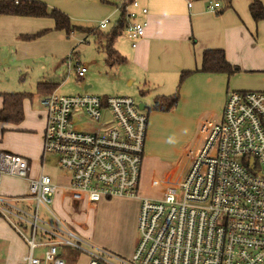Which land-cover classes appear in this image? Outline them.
<instances>
[{
  "label": "built area",
  "instance_id": "1",
  "mask_svg": "<svg viewBox=\"0 0 264 264\" xmlns=\"http://www.w3.org/2000/svg\"><path fill=\"white\" fill-rule=\"evenodd\" d=\"M117 5L123 34L135 47L146 27L136 21L137 0ZM218 7L216 2L210 9ZM74 70L78 78L86 72L80 64ZM40 103L43 156L55 157L69 174L70 199L91 207L113 198L139 200L138 239L125 260L64 226L45 224L39 208L52 204L59 187L43 172L28 178L26 159L0 151V184L5 176L29 182L27 197L19 201L29 202L30 212L0 194V217L28 247L17 264H66L61 247L79 250L87 264H264V92L230 91L221 114L200 122L177 165L151 177L150 186L160 190L154 198L142 193L149 178L143 173L147 115L132 98L52 92ZM81 117L91 122L87 129ZM37 247L43 248L39 257L33 255Z\"/></svg>",
  "mask_w": 264,
  "mask_h": 264
},
{
  "label": "crops",
  "instance_id": "2",
  "mask_svg": "<svg viewBox=\"0 0 264 264\" xmlns=\"http://www.w3.org/2000/svg\"><path fill=\"white\" fill-rule=\"evenodd\" d=\"M35 1L44 3L49 9L61 11L70 18L74 25L82 28H94L97 27L100 21L108 20V25L105 28H98L104 32L108 31L122 15L120 9L116 7L118 0ZM254 1L261 3L264 9V0H231L229 6L225 5L222 0H137L136 21L146 23L143 36L135 42V47H132V41L122 34L120 35L122 40L118 41L117 38L113 46L120 57L124 56V62L133 71L130 78H134L137 85L146 86L152 84L156 85V87H161L162 90H169V87L173 86L177 90L176 85L178 86L180 74L186 71H194L185 78L184 83L181 85L182 87H179L181 94L184 91H189L190 95L195 97L203 93L200 87H204L205 91L211 92L219 98L221 102L220 109H223L227 94L230 91L264 90V19L259 22H255L252 19L249 13V6ZM216 2H218L219 7L210 9V6ZM141 8L147 10L146 14L140 12ZM43 20L47 22H42ZM40 23L41 25H39ZM52 28L54 29V22L50 18L0 15V63L7 62L5 57L10 52L13 44L20 40H25L23 39L24 37L32 36L35 33H44ZM56 32L66 36L63 31ZM78 33L82 34L83 40H85L86 34L79 31ZM89 35L95 39L94 35ZM208 49L222 50L226 61L230 65L237 67L238 72L227 75L225 73L196 71L201 67L203 51ZM75 64L80 63L76 62ZM120 64H122V60ZM39 83L55 84L54 92L58 87V84L45 78ZM132 83L133 80L130 81V84ZM87 87L84 85L83 89L85 90ZM7 93L10 92H0V95ZM142 95L144 94L142 93ZM158 96L154 97V99ZM41 97L43 96L40 95L38 105L35 108L29 102V104L27 103L28 98L23 101V118L18 124L0 122V151L26 159L29 164L28 178H36L40 172L45 174L43 161L46 156H43L42 152L45 112L40 103ZM100 97L107 96L102 95ZM1 107L2 97L0 96ZM138 107L146 113L147 120L149 112H158L151 110L152 106L148 108L143 103H138ZM82 119L84 118L81 117V123H83ZM87 128L88 125L83 129ZM89 129H91V126H89ZM193 134L194 131L191 139ZM52 158H54V163L56 164L55 157ZM161 161V150L156 147L152 139L151 141L148 139L146 132V151L143 162L144 175H152L158 171ZM56 167L58 168L57 165ZM58 170L60 175L54 174L53 178L47 175L59 187V190L55 194L51 205L39 208L40 219L45 224L64 226L75 233L78 227L74 222V218L78 217L79 211L92 210L94 212L98 205L106 204L108 206L110 202L101 200L98 204L91 207L86 203L71 200L67 191L69 174L60 168ZM28 178L3 177L0 184V194L6 198L17 199L18 201L26 198L29 190ZM18 201H15L16 207L23 208L28 212L32 210L29 202L22 203ZM113 204L125 205L123 202ZM0 219V225L4 228L5 233H14L22 241L24 248V250L17 252L10 248L1 250L0 254H8L3 264H17L28 253L27 244L9 221L3 220L1 217ZM90 222L91 227H94L93 218H91ZM80 225L82 226L81 223ZM42 226L44 225L42 224ZM104 228L114 231L113 233L120 229L118 224L112 225L109 220L105 222ZM0 238H2V235H0ZM39 239L40 237H37V241ZM63 249L65 247L59 249V254L64 259L62 256ZM9 254L18 255L11 260ZM70 261L72 259L67 262Z\"/></svg>",
  "mask_w": 264,
  "mask_h": 264
},
{
  "label": "rangeland",
  "instance_id": "3",
  "mask_svg": "<svg viewBox=\"0 0 264 264\" xmlns=\"http://www.w3.org/2000/svg\"><path fill=\"white\" fill-rule=\"evenodd\" d=\"M42 22L47 21L43 20ZM82 36L78 32L66 36L60 35L52 28L33 39L20 40L13 44L5 57L7 62L0 63V92L31 94L27 103L29 102L34 108L38 105L40 98L36 90L37 84L43 78L58 84L55 92L59 95L87 93L107 97L127 96L137 104L143 103L148 108L152 106L154 97L158 95V97L161 95L171 96L175 92L176 88L173 86H170L169 90H162L161 87L152 84L137 85L136 80L130 78L133 71L124 62V56H121L122 64L109 66L105 61L104 44H98L93 36L89 35L85 40ZM121 38V36L118 37V41L122 40ZM68 56L69 58H67ZM76 62L86 68L82 79H79L74 72L73 67ZM131 80H133L132 84H130ZM84 85L88 86L85 90L83 89ZM200 90L203 93L195 97L190 95L189 91H184L181 94V90H179V102L174 109L163 113L149 112L148 139L150 141L152 139L156 147L161 150L162 161L158 171L147 175L149 178L143 180L142 193L144 196L159 197L160 190L149 184L151 177L159 178L177 165L191 140L193 131V136L195 135L199 121L209 115L214 114L216 117L220 115L222 109H220L219 98L211 92L205 91L204 87H200ZM82 121L91 124L86 119H82ZM52 157L48 155L44 159L43 171L45 175L53 178L54 174L60 175V172ZM108 201L110 205H98L94 212L92 210L79 211L78 217L74 218L78 227L75 234L82 241L96 248L103 249L121 259L130 260L138 239L137 219L140 202L137 199L119 198L111 199V201L103 200V202ZM120 202L125 205L113 204ZM91 218L95 222L94 227L90 225ZM107 220L112 222V225L118 224L120 229L115 233L106 230L104 226ZM0 235H2L0 252L9 248L14 252L24 250L19 237L14 233H5L1 225ZM42 251L43 248H36L33 255L39 257ZM9 255L13 260L18 254ZM7 256L8 254H0L1 264L6 261ZM62 256L66 260V264L88 263V257L76 249L65 248ZM69 259L72 261L67 262Z\"/></svg>",
  "mask_w": 264,
  "mask_h": 264
},
{
  "label": "trees",
  "instance_id": "4",
  "mask_svg": "<svg viewBox=\"0 0 264 264\" xmlns=\"http://www.w3.org/2000/svg\"><path fill=\"white\" fill-rule=\"evenodd\" d=\"M225 5L229 6L231 0H222ZM116 7H118L116 3ZM249 13L255 22L264 19V9L261 3L254 1L249 6ZM0 15L15 16V17H29V18H50L54 22V29L56 31H63L65 35L74 32H82L88 36L92 34L95 36V41L98 44H104V51L106 53V63L109 66L119 65L121 57L114 49V42L123 34L124 21L123 16L118 19L108 31L99 30L98 27L82 28L72 23L70 18L56 9H49L44 3L35 0H0ZM41 33L32 36L24 37L29 40L39 36ZM86 39V37L84 38ZM203 73H225L232 75L238 72V68L230 65L224 56V52L219 49H208L203 51L201 59V67L196 70ZM194 71L182 72L179 77L177 90L171 96H160L154 99L151 110L158 112H168L172 110L179 100V87L182 82ZM55 84L39 83L37 85V93L44 96L54 92ZM2 107L0 108V122L11 124H18L22 121L23 101L31 97V94L26 93H7L1 94Z\"/></svg>",
  "mask_w": 264,
  "mask_h": 264
},
{
  "label": "water",
  "instance_id": "5",
  "mask_svg": "<svg viewBox=\"0 0 264 264\" xmlns=\"http://www.w3.org/2000/svg\"><path fill=\"white\" fill-rule=\"evenodd\" d=\"M140 108L143 109L142 106H140Z\"/></svg>",
  "mask_w": 264,
  "mask_h": 264
}]
</instances>
